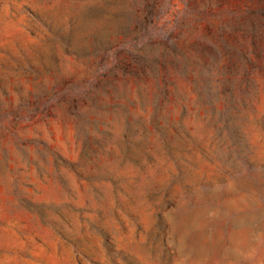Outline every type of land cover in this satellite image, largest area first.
Returning a JSON list of instances; mask_svg holds the SVG:
<instances>
[{"label":"rangeland","instance_id":"1","mask_svg":"<svg viewBox=\"0 0 264 264\" xmlns=\"http://www.w3.org/2000/svg\"><path fill=\"white\" fill-rule=\"evenodd\" d=\"M264 0H0V264H264Z\"/></svg>","mask_w":264,"mask_h":264},{"label":"trees","instance_id":"2","mask_svg":"<svg viewBox=\"0 0 264 264\" xmlns=\"http://www.w3.org/2000/svg\"><path fill=\"white\" fill-rule=\"evenodd\" d=\"M232 20V29L242 32L243 37H248L254 49L264 52V9H258L257 12L250 10Z\"/></svg>","mask_w":264,"mask_h":264}]
</instances>
